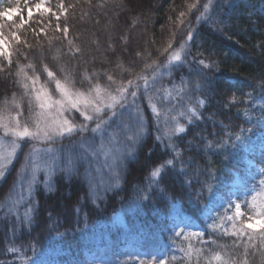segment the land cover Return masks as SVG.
I'll list each match as a JSON object with an SVG mask.
<instances>
[{"label": "trees", "instance_id": "trees-1", "mask_svg": "<svg viewBox=\"0 0 264 264\" xmlns=\"http://www.w3.org/2000/svg\"><path fill=\"white\" fill-rule=\"evenodd\" d=\"M131 1L50 0L51 8L60 14L58 20L52 12L35 14L23 28L18 29L20 41L12 45L13 63L0 72V106L13 93L17 97L23 96V89L19 87L15 75L18 65H27L31 61L40 73L41 83L46 80V74L41 71L42 64H47L58 76L61 75L59 68L63 66L73 75L76 87L83 89L88 87L87 82L82 80L85 71L89 74L99 73L101 84L106 83L105 73H110L117 80H127L131 76L126 69H131L133 75L139 72L145 57L148 62L152 59L163 62L165 57L160 55V51L169 40L173 41L174 48L178 47L190 27L193 38L186 49L187 64L179 70L173 69L172 75L160 80L156 89L178 84L181 75H188L187 68L194 60L204 59L215 63L213 68L205 70L208 79L202 80L204 89L192 92L179 101L180 105L191 103L195 106L196 97L199 96L206 100V104L203 109L198 108L201 120L193 125L181 120L188 128L187 134L182 139L173 137V143L182 151L181 159L190 179L198 176L200 181L210 180L204 174L205 169H211L221 179L229 171H238L248 179L243 169L246 150L234 149L229 144L224 151L213 154L204 148V144L206 140L215 143L227 139L226 133L238 134L244 128L257 127L245 123L243 113L259 116L257 109L264 107V0H217L211 24L197 23L199 13L196 9L188 10V5L197 0H141L139 7H133ZM13 2L8 6H14ZM199 2L202 4L204 0ZM60 4L67 9L66 12L61 13ZM180 12L186 13L184 24L179 23ZM16 22L8 21L6 25L11 26ZM65 27L68 29L67 35L63 31ZM69 41L72 43L69 44ZM76 48L80 51L75 52ZM56 56L58 59L54 60ZM0 63L6 62L3 60ZM25 70L29 75L33 74L31 70ZM233 94L236 103H230ZM140 103L148 118V135L136 146L134 157L125 160L119 185L109 187L112 181L105 169V183L98 185L95 195H91L82 177L84 165L80 164V174L70 179L62 172L54 175L50 181L51 191H46L43 183L36 185L30 225L18 220L15 215H6L7 210L0 208V264H25L22 257L28 258V264L33 259H40L44 264H98L89 255L97 248H104V255L109 257L110 264H127V252L122 250V246L129 242L146 249L148 253L167 247V264H187L180 249L186 250L189 244L193 249L220 250L210 242L204 243L210 240H215L217 245L227 246V251L237 259L242 258L247 237L240 241L219 231L211 232L207 228L211 221L193 215L191 205L185 198V190L174 173L169 172L159 184H151L149 173L152 168L171 158L172 153L156 142V129L143 96ZM162 106L172 107L173 104L165 102ZM23 109L22 120L29 116L27 98H24ZM124 119L128 120L129 117L125 115ZM92 135L91 132L85 133L83 138L85 136L87 140H92ZM258 135L259 132L253 136L255 142ZM73 143L76 145L77 140L73 139ZM73 149V146L69 147L68 152ZM79 151L71 153L75 155ZM24 152L25 149L21 151L20 158ZM253 157L264 168V157L261 154ZM17 164L10 167L4 180H0V201L4 200L19 171ZM255 177L256 180L261 179L258 174ZM39 180L43 182L44 175L41 174ZM194 187L198 188L199 185ZM161 188L164 189L163 193ZM256 189L261 190L259 186ZM145 195L149 197L146 200L141 198ZM166 195L174 197L179 206L185 209L186 215L193 217V224L197 228L194 232L203 231V238L189 236L185 240L183 235H172L168 228L171 223L169 207L163 199ZM246 201L250 203L251 196H246ZM215 204L219 214L224 216L226 206L221 208L218 198ZM28 206L21 205L20 213ZM245 207L248 210L247 204ZM247 214H253L250 208ZM247 214L241 218H246ZM223 226L232 230L231 221H226ZM261 230H264V226L249 231L258 233ZM31 243H36L35 252L29 249ZM9 246L19 248L20 252H8ZM262 252L264 246L256 236V248L248 249L249 264H261L264 258ZM200 264H204L203 260Z\"/></svg>", "mask_w": 264, "mask_h": 264}, {"label": "snow or ice", "instance_id": "snow-or-ice-1", "mask_svg": "<svg viewBox=\"0 0 264 264\" xmlns=\"http://www.w3.org/2000/svg\"><path fill=\"white\" fill-rule=\"evenodd\" d=\"M42 4L43 0L36 4V9H41ZM25 6H27V0H25ZM216 6L217 0H204L202 4L197 0L196 3L188 5V10L196 9L199 13L196 16L197 23L211 24ZM59 7L62 11H67L63 4ZM20 11L19 8L0 11V18ZM50 11L51 9L44 8V12ZM29 17H31V9H29ZM185 17L186 13L180 12V24L185 23ZM25 23L26 21L21 17L20 23L15 27L23 28ZM188 24L190 26L191 21ZM3 28L4 25L0 24V57L6 63H0V72L5 71L6 66L10 67L13 63V53L8 48ZM63 31L67 35V27ZM11 36L15 41H20L16 32H12ZM192 38V29L189 27L187 36L178 47L174 48L173 41L169 40L167 46L160 51V55L165 57L163 62L158 59L148 62L145 57V63L139 72L133 75L131 69H126L131 76L127 80H117L110 73H105L106 83L101 84L99 73L89 74L85 71L82 74V80L88 84L86 89L76 87L73 75L63 66H60L61 75L58 76L47 64H42L41 71L46 74V80L41 83L40 73L36 71V66L31 61L27 65H18L15 75L18 77L19 87L23 89V96L17 97L13 93L11 98H5L0 106V180L6 178L10 166L18 159L22 145L29 144L30 147L27 152L23 153L19 171L4 200L0 201V208L7 210L6 215H15L18 220L30 225L33 220L34 204L32 201L36 185L43 183L45 190L51 191L50 181L54 175L62 172L70 179L80 174V164L84 165L82 177L91 195H95L98 185L105 183V169L112 181L109 187H117L125 160L134 157L136 146L141 144L148 135V118L140 103V97L143 96L151 113L152 124L156 129V142L172 153L171 158L165 159L152 168L149 173L151 184H159L169 172L174 173L175 177L180 179L181 188L185 190V198L191 205L193 215L202 216L211 221L207 225L211 232L219 231L224 236H231L240 241L247 237L243 256L240 259L228 252L227 246L217 245L215 240L204 241V243L210 242L216 245L220 249L218 251L211 248L193 249L189 244L186 250L180 249L187 264H193V261L195 264H200L201 260L204 264H249L248 249L256 248V236L264 246V230L258 233L249 231L253 228L250 221L256 217L264 218V168L258 171L261 177L259 180L252 175L251 162L247 169L248 179H245L238 171H229V174L221 179L214 175L211 169L204 170V174L210 177V180L200 181L198 176L190 179L184 167V161L181 159L182 151L177 144L173 143V137L182 139L183 135L187 134L188 128L181 123V120H184L187 125H193L195 121L201 120L198 108L205 107L206 100L203 97H196L195 106L191 103L180 105L179 101L192 92L204 89L205 85L202 80L208 79L205 70L213 68L215 62H208L204 59L194 60L193 64L187 68L188 75H181L178 84L173 83L170 88L156 89L157 83L165 76H171L173 69L179 70L187 64L186 49ZM71 43L72 41H69V44ZM79 51V48L75 49V52ZM137 55L140 54L137 53ZM147 55L151 56V53ZM53 59L57 60L58 56ZM119 66L122 67V65ZM25 69L31 70L33 74L29 75ZM49 85L52 87L49 88ZM24 98H27L29 116L22 120ZM165 102L173 106L163 107ZM236 102L233 94L230 103ZM12 109L16 111L13 112ZM257 110L260 112L259 116L243 113L245 123L254 124L257 127L244 128L238 134L226 133L227 139H221L215 143L206 140L204 148L215 154L217 151H224L231 144L234 149L250 151L256 146L253 136L259 132V148L261 156L264 157V107ZM73 111L81 115L84 123H74L65 115L66 112ZM125 115L129 117L128 120L124 119ZM90 124L93 126L90 127ZM89 132L93 134V139L87 140L82 136L78 142L80 151L75 155L71 152H62L61 149L53 146L58 141L70 139L77 133ZM96 138L99 139L98 145L95 143ZM189 143L192 142L189 141ZM149 154H151V149H149ZM41 173L45 176L43 182L38 179ZM242 183L245 185L243 191L239 187ZM194 185H199V187H194ZM257 186L261 188L260 191L255 190ZM232 188L237 190L233 191ZM161 192L163 193L164 189L161 188ZM250 194L251 203L246 201V204L252 210L253 215L241 218L245 217V213L241 211V204L234 201L233 197H246ZM141 198L146 200L149 197L145 195ZM217 198L223 201L219 205L221 208L225 205V210L234 208V213L221 216L215 204ZM163 199L169 207L171 223L168 228L174 237L183 235L185 240L189 236L203 238V231L185 232V229L193 223V217L186 215L185 209L179 206L174 197L166 195ZM25 204L29 206L24 208L21 214L20 206ZM226 221H231V231L224 228ZM29 249L35 252L36 243L29 244ZM7 251L16 254L20 252V249L9 246ZM262 257H264V252H262ZM22 258L25 264H28V258ZM31 264H44V262L40 259H33ZM136 264H145V261L137 258ZM147 264H167V260L153 256ZM261 264H264V258Z\"/></svg>", "mask_w": 264, "mask_h": 264}, {"label": "rangeland", "instance_id": "rangeland-1", "mask_svg": "<svg viewBox=\"0 0 264 264\" xmlns=\"http://www.w3.org/2000/svg\"><path fill=\"white\" fill-rule=\"evenodd\" d=\"M10 2H12V0H0V11H4V10H8V9H15V8H19L21 10L20 12L10 13L6 17L0 18V24L4 25V28L2 29V31L4 32L5 36L7 37L8 48L10 51H12V45L15 42V39L11 36V33L16 32L18 34V29L15 27V25L19 24L18 22H20L21 17L26 22L28 21V19L30 18L29 17V9H31V17L35 14H48L50 12L55 14L56 18H57V16L60 17V14L56 10L51 8L50 0H43L42 7L39 10L36 9V4L41 3V0H27V6H25V0H14L15 5L12 7L8 6V3H10ZM14 2H13V4H14ZM131 3L133 4V7H136V6L139 7L141 0H132ZM44 8H49V9H51V11L50 12H44ZM59 9H60L61 13H64V11H62L61 8H59ZM13 20H16L17 22L11 26L6 25V22H8V21L11 22ZM178 26L176 28V31L178 30ZM0 61H3L2 57H0ZM57 98H59V97H57ZM65 115L69 119H71L74 123H84L83 118L76 111H73L71 113L66 112ZM89 126L91 127L93 125L90 124ZM259 135H260V133H259ZM259 135L256 138V140H257L256 146L250 151L246 150L247 154L245 156V165L243 166L244 174H246V175H247V169L250 167L249 162H251V170H252L253 176H256L258 174L259 169L261 168V166L258 164L256 159L253 157V155L259 156L261 154L260 148H259ZM75 136L76 135H74L70 139L66 138L62 141H58L53 146L58 148V149H61L62 152H68L69 147L73 146L74 149L71 152L74 153L75 150H80V146H79L78 142L81 140L83 134H80L76 137ZM73 139L77 140L76 145L73 143ZM84 139H87V138L84 136ZM96 140H97V144H99V139L96 138ZM29 147H30L29 144H24V145H22V150L25 149V152H27ZM20 153L18 155V159L15 160L13 163V165H15L16 163H19V164H17L18 167L20 166V164L23 161V157L20 158ZM10 167H12V166H10ZM41 174L44 175L43 173H41ZM40 175H39V177H40ZM39 177H38V179H39ZM44 179H45V176H44ZM243 185L244 184L242 183L239 186L241 191L244 190ZM232 190L236 191L237 189L232 188ZM255 190L259 191L257 189H255ZM252 194H254V193H252ZM248 196H251V194ZM218 200H219L220 204L223 203V201H221L219 198H218ZM233 200L236 202H239L241 204V211L243 213L247 214V212L249 211V208L247 210V208L245 207V205H246L245 196H234ZM250 203H251V201H250ZM225 209H224L225 215H232L235 211L234 208L227 209V210H225ZM251 215H253V214H247V216H251ZM250 222L252 223L253 228H261L264 226V218L256 217L254 220H252ZM196 229H197L196 226L192 223L190 227L185 229V231L186 232H194ZM122 250L127 252L126 257L129 260V262L127 264H136L137 258H139V260H142V261H147V259L150 260L153 256H156L157 259L163 258V259L168 260V249H167V247H162V248H159L152 253H148L146 249L141 248L137 244H132L131 242H129L128 244L122 246ZM158 254H162V255H158ZM89 255L91 257H93L98 262V264H110L111 263L109 261V257L107 255H104V248L94 249L93 251L90 252ZM49 264H53V263H49Z\"/></svg>", "mask_w": 264, "mask_h": 264}]
</instances>
